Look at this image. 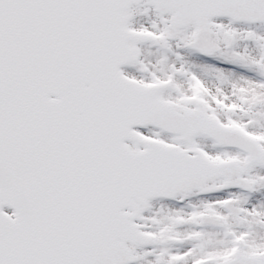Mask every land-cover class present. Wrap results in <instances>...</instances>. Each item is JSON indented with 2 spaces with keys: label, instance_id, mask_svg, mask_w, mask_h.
Listing matches in <instances>:
<instances>
[{
  "label": "snow or ice",
  "instance_id": "obj_1",
  "mask_svg": "<svg viewBox=\"0 0 264 264\" xmlns=\"http://www.w3.org/2000/svg\"><path fill=\"white\" fill-rule=\"evenodd\" d=\"M0 264H264V0H0Z\"/></svg>",
  "mask_w": 264,
  "mask_h": 264
}]
</instances>
